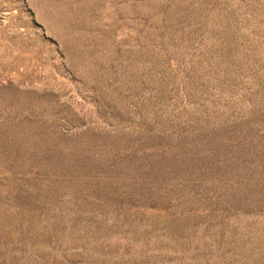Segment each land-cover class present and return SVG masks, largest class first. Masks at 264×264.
Segmentation results:
<instances>
[{
  "label": "rangeland",
  "instance_id": "1",
  "mask_svg": "<svg viewBox=\"0 0 264 264\" xmlns=\"http://www.w3.org/2000/svg\"><path fill=\"white\" fill-rule=\"evenodd\" d=\"M0 264H264V0H0Z\"/></svg>",
  "mask_w": 264,
  "mask_h": 264
}]
</instances>
